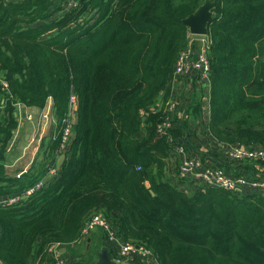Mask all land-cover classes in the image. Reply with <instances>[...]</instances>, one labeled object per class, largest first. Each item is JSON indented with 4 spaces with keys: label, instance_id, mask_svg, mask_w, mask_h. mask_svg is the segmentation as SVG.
<instances>
[{
    "label": "trees",
    "instance_id": "16d2710c",
    "mask_svg": "<svg viewBox=\"0 0 264 264\" xmlns=\"http://www.w3.org/2000/svg\"><path fill=\"white\" fill-rule=\"evenodd\" d=\"M203 1L79 0L66 10L64 0H0V77L7 85L0 89V202L21 196L57 163L76 98L57 174L33 196L0 205V264H54L53 250L79 242L98 214L121 240L146 248L154 264H264V198L181 179L174 154L178 145L195 152L196 132H188L194 121L216 149L264 148V0H213L208 120L201 93L158 130L190 39L183 20ZM48 101L54 137L40 141L25 174L9 176L14 105L43 109ZM236 165L264 172L263 163Z\"/></svg>",
    "mask_w": 264,
    "mask_h": 264
},
{
    "label": "built area",
    "instance_id": "2783aa9c",
    "mask_svg": "<svg viewBox=\"0 0 264 264\" xmlns=\"http://www.w3.org/2000/svg\"><path fill=\"white\" fill-rule=\"evenodd\" d=\"M79 0H64L63 8L66 10L74 9L78 6ZM190 35V34H189ZM212 41L208 35L206 36H191L180 52L175 68L174 75L175 78L185 76L189 70H194L197 72L200 87L207 93L206 102L209 108V61H208V51ZM6 83L0 77V89L6 90ZM201 89V91H202ZM203 101V98H202ZM42 109L38 115L37 121L31 115L26 116V120L34 123L33 131L30 141L39 145V142L43 135V130L50 123L51 120V105L49 103ZM16 111L23 107L21 104L14 105ZM74 110H76V98L72 96L68 105V124L66 125L63 132V146H59L56 151V159L64 155L63 152L67 149L66 144L71 138V128L72 122L74 120ZM175 110V106L172 102L166 104L167 117L165 118L163 124L158 127L159 132L164 131L171 127L169 115ZM16 115V113H15ZM14 135V132H13ZM13 138V136H12ZM10 140L7 153L13 146L14 138ZM224 159L232 165L241 164L243 162H248L249 164H264V148L258 147L254 149L244 148L240 146L227 145L223 148ZM174 154L179 158V178L190 180L196 185H201L203 187H215L225 190L234 194H244L246 191L254 190L260 197L264 198V179L262 174L264 172L257 171L254 175H229L225 172L223 168L210 167V165L202 166L199 160L191 158L182 145H178L174 149ZM26 172V169L24 170ZM22 173H18L16 177H19ZM57 174V166L50 165L47 169L44 178L36 181L32 186L25 189L21 196H15L8 198L7 200L1 201L2 206H11L17 204L20 200L29 198L33 196L36 192L44 188L45 182L50 180ZM95 228H100L103 232L105 241L107 242L108 249L110 247L113 250L111 254L112 259L116 263L127 264L133 259H139L144 264H154L151 262L149 257L150 252L143 246L135 245L131 242H125L121 240L114 231L110 222L101 214L93 216L86 224L81 233V239L86 237ZM55 254L54 264H66L65 261L60 257L59 250H53Z\"/></svg>",
    "mask_w": 264,
    "mask_h": 264
},
{
    "label": "crops",
    "instance_id": "0c3cea01",
    "mask_svg": "<svg viewBox=\"0 0 264 264\" xmlns=\"http://www.w3.org/2000/svg\"><path fill=\"white\" fill-rule=\"evenodd\" d=\"M200 87V80L198 77V74L194 70H189L187 75L174 78L172 81V86L170 90V97L169 101L173 103L176 110H180L181 108L191 106L196 98H198L201 93H203V101H202V116L203 120H208L209 115V108L206 102L207 93H205V90L202 89L201 91ZM51 105V102H49ZM161 106V101L158 102V104L153 106V110H157L158 107ZM42 109H37L34 107H21L18 109L16 113L17 118V128L14 131L13 135V146L10 149V151L7 153V159H6V173L14 177L18 173L25 174L24 170H29L32 163L34 162L37 154L38 147L37 142L33 143L30 141L33 131V121L29 122L26 120L27 115H31L35 121H37L38 115ZM193 122V121H192ZM191 122V123H192ZM192 127L194 128V131L189 129V133L196 132V141H194V147L195 152H192L190 154L191 158H194L196 160H199L202 164V166H207L212 164L215 167L229 169L230 167H234L237 171L236 173L239 175H254V169L253 168H246L243 169L242 166L229 164L224 159V150L222 147L216 149L214 145V141L206 138H203L200 134L205 131V127H201L198 125V121H194V124H192ZM55 122L51 116L50 123L46 125V127L43 130L42 138L45 139H51L55 135ZM40 140V141H41ZM40 144V142H39ZM32 151L34 153L32 154ZM177 158L178 156L175 155ZM174 156L172 159L167 160L168 166L173 167L174 162ZM176 158V159H177ZM59 159V158H58ZM57 159V162H58ZM179 159V158H178ZM57 165V163H56ZM171 167V169H172ZM170 169V171H171ZM169 171V173H170ZM262 177H264V173L262 174ZM99 233H101L99 230H92L86 237L82 238L79 242L70 245L67 248L59 247V252L61 255L66 256V259H64L66 264H86L83 261L80 263V260H83L84 254H79L76 251V246L83 245L84 248L87 250L89 246H92L96 249L97 252H99L100 248L104 245L107 246V242L104 239L103 233L99 237ZM85 254L92 255L91 252H86ZM94 259H91L88 263H93V261L96 260V253ZM98 254V253H97ZM72 262V263H70Z\"/></svg>",
    "mask_w": 264,
    "mask_h": 264
},
{
    "label": "water",
    "instance_id": "95a60500",
    "mask_svg": "<svg viewBox=\"0 0 264 264\" xmlns=\"http://www.w3.org/2000/svg\"><path fill=\"white\" fill-rule=\"evenodd\" d=\"M215 8V2L213 0H204L203 3L195 10L194 13L189 15L183 20V24L188 28V32L191 36H206L209 34V25L213 20V10ZM65 156L59 157L57 162V168H60ZM148 187V185H146ZM151 195H154L150 191ZM150 259L152 256L149 257ZM93 264H120L116 263L110 254L107 246L100 248L96 260Z\"/></svg>",
    "mask_w": 264,
    "mask_h": 264
},
{
    "label": "rangeland",
    "instance_id": "374dc122",
    "mask_svg": "<svg viewBox=\"0 0 264 264\" xmlns=\"http://www.w3.org/2000/svg\"><path fill=\"white\" fill-rule=\"evenodd\" d=\"M14 116H15V113H14ZM16 117V116H15ZM37 146H39V145H37ZM34 153V151H32V154ZM210 167H213V165L212 164H210ZM263 179H264V177H262ZM95 230H99L101 233H99V237L101 236V234L103 233L102 232V230L100 229V228H95L94 229V231ZM108 247V246H107ZM109 250V249H108ZM76 251L79 253V254H84L83 255V260H80V263L83 261L84 263H87V261L91 258V259H94V257H95V254L94 253H96V255H97V251H96V249L94 248V247H92V246H89L88 247V249L86 250L85 248H84V246L83 245H78V246H76ZM86 252H91L92 253V255L90 256V255H88V254H85ZM64 258L66 259V256H64ZM94 262V261H93ZM69 264V263H68Z\"/></svg>",
    "mask_w": 264,
    "mask_h": 264
}]
</instances>
